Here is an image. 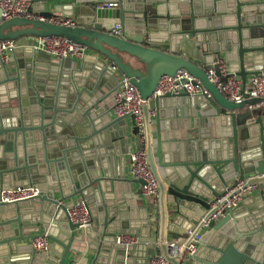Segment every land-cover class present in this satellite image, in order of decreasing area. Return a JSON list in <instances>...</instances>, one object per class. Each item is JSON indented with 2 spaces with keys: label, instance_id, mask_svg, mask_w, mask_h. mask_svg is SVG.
I'll use <instances>...</instances> for the list:
<instances>
[{
  "label": "water",
  "instance_id": "water-1",
  "mask_svg": "<svg viewBox=\"0 0 264 264\" xmlns=\"http://www.w3.org/2000/svg\"><path fill=\"white\" fill-rule=\"evenodd\" d=\"M34 2L39 14L74 19L77 27L3 21L0 11V41L14 43L12 55L0 60V191L32 185L40 192L0 204V264H147L158 253L179 264L169 243L188 246L194 237L196 252L186 264H264V100L231 102L205 72L223 57L243 88L248 77L264 74V0ZM106 4L114 7L97 8ZM111 20L120 24V37L108 30ZM50 36L95 56L81 64L55 60L35 48ZM120 54L137 58L143 70ZM179 70L206 94L151 98L159 80ZM117 75L150 99L142 106L143 131L112 116ZM134 148L145 151L157 206L142 201V180L126 177ZM239 181L258 194L212 218L214 199ZM76 198L91 216L85 230L67 220ZM41 233L51 245L36 252L30 241ZM125 233L137 243L116 244Z\"/></svg>",
  "mask_w": 264,
  "mask_h": 264
},
{
  "label": "built area",
  "instance_id": "built-area-1",
  "mask_svg": "<svg viewBox=\"0 0 264 264\" xmlns=\"http://www.w3.org/2000/svg\"><path fill=\"white\" fill-rule=\"evenodd\" d=\"M34 0H1L0 11L3 21L13 18H25L39 20L65 27H77L74 19L62 18L56 15L43 16L32 10ZM114 5H100L98 9H111ZM111 35L121 36V27L119 23L114 24L111 29ZM14 43L11 41H0V60L6 61L9 53L12 52ZM36 49L45 51L55 60L82 59L86 49L78 44H74L60 37L38 38L35 45ZM216 66V69L214 68ZM114 68V66H112ZM206 75L210 82L214 83L223 96L234 103H240L247 99L259 98L264 100V74L250 76L243 85L238 77L231 74L227 64L222 57L215 58L214 61L205 68ZM195 80L184 70H179L173 77H162L156 86L151 98L158 97L167 93L177 95L187 93L190 96L205 93L202 87L194 84ZM206 94V93H205ZM150 99L143 100L137 88L127 78L122 77L119 82V88L112 98V113L117 118L133 117L140 131L144 129V120L142 115V106L148 104ZM264 105V101L262 102ZM150 116H154L151 112ZM128 175L130 179L142 180L141 187L142 198L157 206L158 189L154 177L149 169L145 151L143 148L133 150L129 155ZM257 192V186L248 185L239 181L233 187L226 189L223 194L216 197L211 207H218L216 214L212 218L222 215L226 209L234 208L243 198L251 196ZM40 196V192L32 185L21 186L0 191V204H13L17 202L32 200ZM67 220L70 224L77 226L78 230H85L90 226L91 216L88 206L84 199L76 198L71 208L66 210ZM208 221L203 222L205 228ZM189 235L192 232H188ZM115 242L122 246H132L137 243V237L128 234L115 236ZM197 239L194 237L188 246L183 243H169L171 256H178L180 263L186 264L188 257L196 252ZM31 248L36 252H45L50 248L51 242L46 233L36 235L30 241ZM147 264H170L161 254L149 259Z\"/></svg>",
  "mask_w": 264,
  "mask_h": 264
},
{
  "label": "crops",
  "instance_id": "crops-1",
  "mask_svg": "<svg viewBox=\"0 0 264 264\" xmlns=\"http://www.w3.org/2000/svg\"><path fill=\"white\" fill-rule=\"evenodd\" d=\"M40 6H41V4L40 3H37V2H34L33 3V5H32V10L34 11V12H37V13H39L40 11L38 10L39 8H40ZM46 12H49L48 10H46ZM51 10H50V12H49V14H51ZM52 15H53V13H52ZM56 16H58V17H61L60 15H56ZM99 22H101V21H99ZM107 23L109 24V29L108 30H110V29H112V27L114 26V24H116V23H118V21H116V20H111V21H107ZM17 29H19L18 27H13L11 30L12 31H15V30H17ZM103 47H105L104 45H102ZM112 52H115V51H112ZM12 55V52H10L9 53V57ZM86 56H95L94 55V53L93 52H90V51H88V50H86L85 51V55L83 56V58L84 57H86ZM120 56H121V58H122V60H123V62L124 63H127V64H129L131 67H133V68H136V69H141V70H143V65L141 64V62L137 59V58H135V57H133V56H129V55H127V54H120ZM53 58V57H52ZM82 58V59H83ZM187 58H189L190 60H191V56L188 54L187 55ZM223 58V57H222ZM82 59H72V61H74V62H76L77 64H81V62H82ZM199 64H202V63H200L199 62ZM94 65H96L94 62L91 64V66L89 67V73L91 72V73H93L94 72ZM208 66V65H207ZM207 66H205V68L207 67ZM111 67V66H110ZM117 78L120 80L121 79V76H119V75H117ZM250 77H248L247 78V80L249 79ZM111 101H112V99H111ZM113 114V113H112ZM150 114V113H149ZM112 116H114L115 117V115L113 114ZM170 120L171 119H166V120H164V122L166 123V122H170ZM126 121L127 122H129V123H132L133 125H135V120H134V118L133 117H129V118H126ZM211 129H212V136L211 137H215L214 136V131H213V122L211 121ZM176 134V135H175ZM178 134H179V132H175L174 133V138L177 140L178 139V141H180V138L181 137H179L178 136ZM161 139L162 140H164L165 138H164V132H162L161 133ZM175 142V141H174ZM173 142V143H174ZM177 142V141H176ZM171 143V142H170ZM133 150H136V148H134ZM124 171H125V174H126V177L127 178H131L129 175H128V169H129V155H127L126 156V158H125V163H124ZM135 188H136V186H135ZM258 193L256 192H254L251 196L252 197H255L256 195H257ZM250 197V196H249ZM142 201H144L145 203H150L149 201H146V200H142ZM151 204V203H150ZM244 210H245V213H247L248 212V209H246V208H244ZM248 214V213H247ZM126 234V233H125ZM159 254V253H158ZM148 261H149V259H148ZM148 261H147V263H148Z\"/></svg>",
  "mask_w": 264,
  "mask_h": 264
}]
</instances>
